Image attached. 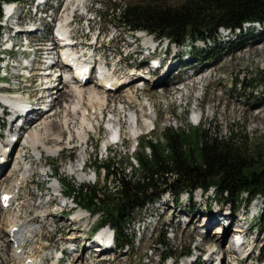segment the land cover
<instances>
[{
  "label": "trees",
  "instance_id": "obj_1",
  "mask_svg": "<svg viewBox=\"0 0 264 264\" xmlns=\"http://www.w3.org/2000/svg\"><path fill=\"white\" fill-rule=\"evenodd\" d=\"M121 14L131 28L145 29L180 41L184 36L204 37L218 26L235 27L246 20H264V0H132ZM176 1V5L168 4ZM198 142L193 146L184 132L166 129L161 145L148 142L150 157L136 154L141 178L128 179L124 170L106 167V182L110 176L113 188L121 189L117 198L105 196L102 202L114 204L113 226L121 232L122 222L137 206H142L151 189H207L214 186L218 192L236 197L241 190L249 194H264V154L258 147L249 149L235 139L209 138L207 132L196 129ZM188 145V149H186ZM191 145V146H190ZM164 147L169 154H163ZM194 148H197L195 155ZM92 188L91 195H95ZM87 204L91 196L85 194ZM121 235V234H120Z\"/></svg>",
  "mask_w": 264,
  "mask_h": 264
},
{
  "label": "rangeland",
  "instance_id": "obj_2",
  "mask_svg": "<svg viewBox=\"0 0 264 264\" xmlns=\"http://www.w3.org/2000/svg\"><path fill=\"white\" fill-rule=\"evenodd\" d=\"M100 1H101L102 8H103L102 12L110 8V4L108 0H100ZM169 3H171L170 5H176V1H170L168 2V4ZM244 44L245 46L241 45L239 47H234V46L231 47L229 51H232L235 49L241 50V52L236 51L233 55L231 54L222 55L220 57V53L222 51H219V49H214L211 52V56H216L217 58L215 69L219 68V76H215V77L213 76L208 80L206 79L207 80L205 83L206 87H203V90H202V92L204 93L203 103H202L203 105L201 108H197L201 110L198 112L196 110L195 114L196 115L198 114L197 116L201 115L202 121L199 126V128L201 129L199 130L201 132H207L209 138H215V137L216 138H228L230 136L235 135L234 136L235 139L239 141L241 144L242 143L245 144L248 150L256 146L264 154V112H263L264 111V58L251 54L250 58L248 59L246 56L247 53L253 47L264 50V35L262 39H256V41H252L250 45H249V42H244ZM225 60H227L226 64L222 65V63H224ZM229 64L230 66H228ZM213 78L218 79V81L212 80ZM244 83L247 85V87L245 88L243 87ZM169 89L170 88L167 89V86H165L163 89H160L157 91L154 90V88H149L146 90V93L150 97L151 103L153 105V110L155 111L156 120H155V117L153 118V116L150 117L151 115L144 114L143 118L137 117L138 122L136 123V121H134L135 126L132 124L130 126L133 129L136 127L137 129L135 128V131L138 130V131L144 132L148 130L149 128L148 126L150 124L151 125L154 124V120H155V129L150 135L140 136L138 138V141L140 142V146L138 145L136 151L132 153V155H129V154L132 150L131 146H133L132 144H134V141L130 140L129 136H127L128 134H126L125 136H127L128 141H124L122 145L120 146H116V147L112 146L108 154L105 157L106 159L101 158V160H98V158L96 157L97 155L95 156L94 154H91V152L93 153L95 145L97 146V149H98L99 145H101L102 143V139L104 138V136L100 139L97 135H94L93 139L90 138L91 144L88 145L87 148L85 149L86 150L85 156H86L87 165L89 166V168L96 171V169H94L95 168L94 166L96 165L95 162H97L98 160V165H102V164H105V162H109V164L113 166L114 171L118 173H120V170L124 168V171L126 170L124 172L125 175H128L129 177H131L134 174V177H137V176L140 177L141 174H140V170L137 168L135 153L137 152L143 153V147L145 145L147 146L148 141H151L153 143L155 142L162 143V139H163L162 134H163L164 129H166L164 127H168V126L180 127V128L184 127L182 130H175L174 128L172 127L171 128L175 130L176 133L178 131L179 132L184 131V133L188 137L187 140L189 142H192L193 146H195L196 142H198V135L195 130L197 127L193 125L192 123H190L193 118V115H192L193 108L191 107L190 104L192 100L194 99V96H197L198 93L195 92V89L193 87H188L187 90L183 92L185 97H182L181 106H178L177 105V101L179 102V100L177 99L178 96L176 95L175 91L173 93L167 92L169 91ZM84 99L88 101V98L85 97L83 98V100ZM259 111L261 112V114L257 113ZM191 115L192 117L190 118ZM131 120L133 121V118ZM131 120L129 123L132 122ZM134 120H135V117H134ZM140 122H144L143 125L145 123L148 125L146 129H145V125L141 126ZM40 124H42V122ZM112 128L114 127L112 126ZM123 131L126 132L127 129L125 130L123 129ZM118 137L121 138V136H118ZM69 139H70V136L67 138L66 142L69 141ZM53 143L54 142H51L50 144H53ZM57 147L60 148L59 145H57ZM186 149H188V145ZM196 149L197 148H194L195 151ZM160 150L162 151L164 155L166 153L169 154L168 151L164 149V147L163 148L160 147ZM81 152L82 150L79 151V149H75L72 153H67L63 151L60 154V156L53 158V159H47V163H50L54 176L61 178V181L63 182V183L61 182L62 189H64V183H67V182L76 187L79 185L78 181L80 180L77 178V176L75 174L68 173L69 172L68 169L70 166L67 167L68 165L67 156L72 154L76 160L78 157H81ZM47 156H52V155L50 154ZM129 157L132 159L133 168H130L128 164L125 166L127 158ZM23 162L20 163L19 166H22ZM78 162H79V159H78ZM23 167H25V163ZM66 172L68 175H71L73 177L70 178L68 175H66ZM15 175L18 176L17 174ZM32 176H33V173H31L27 181ZM74 176L78 179V181L74 178ZM33 179L36 180L35 177ZM38 179L41 181V178L39 176H38ZM81 182H84V181H81ZM103 182L104 181H103L102 170H100L99 173H97V182L94 185H92V183L90 184L84 183L83 185L81 184V186L88 187V188H83V189H90V191L88 192L90 193L92 188H96V189L100 188L103 185ZM33 187H30V189H33ZM114 190L115 189H111V192H113ZM196 201L197 200L195 199V202ZM220 201L222 202V200ZM231 202H232V205H234L233 201H230L229 203ZM206 203L208 204V202L203 203L201 201L198 208L203 209ZM222 203H223L222 206L225 209L227 205H225L224 202ZM18 205L20 207L27 206L25 201H23L21 205L20 203H18ZM153 211H154L153 206L151 204H148L141 211L140 214H136L135 218L129 222V229L132 230V224H135L136 221L140 222L141 219L144 218L146 214L153 212ZM236 213H241V212L236 211ZM202 216L203 215L201 214L200 219H199L200 223L204 221ZM258 224L261 226V223H258ZM206 229H208V227H206ZM71 230L72 228H70L69 231ZM157 230L158 231L156 233H151L147 230L143 236V240L141 242L140 247H138L137 243L135 242L134 247L132 248L128 257L126 258L127 264H131L132 262H135L138 264V257L142 255L144 252H148L147 247L150 246L152 242H154L153 240L156 237L161 235L162 232L159 230V226ZM196 232L198 231L192 232L189 229H186V231L179 233L177 237L175 238V240H169L168 245L171 248V252L176 255H179L182 252L185 253L189 250H192L193 253H195L196 251L193 249V246L188 245V242L192 240V238H194V235L196 234ZM212 235L213 234L211 232L209 234V236L211 237L208 236L206 238V243L211 244L209 250L213 246L216 249H219V244L214 243L216 239L212 238ZM137 241H141V237ZM195 241L198 243V239H195ZM208 247L209 246H204V245L201 246L203 250H207ZM140 248H141V253L139 254ZM164 250L165 249L163 248H159L157 250V254L153 258V261H156L158 259V255L161 254ZM146 260H147L146 258H143V262H145ZM253 261H256V260L253 259Z\"/></svg>",
  "mask_w": 264,
  "mask_h": 264
},
{
  "label": "bare ground",
  "instance_id": "obj_3",
  "mask_svg": "<svg viewBox=\"0 0 264 264\" xmlns=\"http://www.w3.org/2000/svg\"><path fill=\"white\" fill-rule=\"evenodd\" d=\"M9 9H6V13H8ZM247 52V51H246ZM252 55H256L258 57H261V58H264V50L262 49H259V48H252L248 53H247V58L249 59L250 56ZM241 57V56H239ZM253 57V56H252ZM239 59V58H238ZM260 59V58H259ZM230 66V64L228 65ZM232 66V65H231ZM87 82V84H85L84 86L82 87H77V86H72L69 90H68V95L72 98V107H71V110L72 111H75L78 106L80 105V102L83 100V98H88V101L89 102H97L98 99L100 97L97 96L96 94V91L95 89H97L96 85H92V87L90 88L89 85H91L92 83H89ZM2 99L4 100V102L14 106V110L15 112H17V110H19V108H21L20 106L18 105H15L12 101H15L13 99H11L12 101L8 100L6 97H2ZM198 112V111H197ZM196 113V110H194V114ZM260 113V111L258 112ZM145 115H148V114H145ZM198 115V114H197ZM197 115H193V118H192V122L195 121V119L198 117ZM255 117V116H254ZM133 118V121L130 123L132 125H134V121H136V123L138 122L137 121V117H135V120H134V116L132 117ZM141 118V117H140ZM143 118V117H142ZM66 121V120H64ZM146 122V121H145ZM263 122V121H262ZM42 127L40 128V131L41 133L38 134L37 130H29L26 135L23 137V144H22V147L19 149V151L16 153L14 159H13V162H12V168L10 169V173H9V176H8V179L4 180L5 183H1L0 184V188L2 186H6L8 184H10L12 182V185L10 187V189H14V185L17 183L18 181V178L16 179V175H19L21 176V181H22V185L20 186L19 189H22V186H23V182H27V179L30 177L31 173H33L32 169H33V163H31L30 165H28V163L23 160L22 161V156H24V151L23 149H25L26 147L28 148V151L29 152H32V154L34 156H37L38 153H45L47 155H54L55 153L59 152L60 151V148L57 147V144L61 143L62 140L60 142H57L58 140V136H55V137H51V135L49 134V128H48V123L46 122H42ZM141 123V126H144L145 125V129L146 127L148 126L146 123L143 125L144 122H140ZM85 127L82 128V130L80 131L81 132V137H80V140L79 142L82 141L84 135L89 132L91 129V127L89 125H86L84 124ZM64 126L66 127V124L64 123ZM135 126V125H134ZM149 127V126H148ZM136 128V127H135ZM134 128V129H135ZM137 129V128H136ZM149 129V128H148ZM138 131V130H136ZM113 137H117V135L114 133L113 134ZM112 137V138H113ZM51 142H54L53 144L51 145H47V143H51ZM57 142V144H55ZM23 162V165L25 163V167L22 166H19L20 163ZM78 163H74L72 165H70L69 169H68V173H71V174H75L77 176V178L80 180V181H85L88 179V177L86 176V174H84L82 171H80L79 169V165H77ZM17 169H19L17 171ZM44 172L45 170H41L39 172V177L41 178V181L44 180ZM15 175V177H14ZM13 180V181H11ZM50 187H53V189H56L55 187V184L51 183L50 184ZM33 189H38L36 186L33 187ZM28 206V205H27ZM17 207H20L17 203ZM84 214V212L82 213ZM201 215V214H200ZM199 219L200 217L197 219V223L198 225H201V223L203 224H206V222L209 220H206L205 218L204 221H202L201 223L199 222ZM194 219H192L193 221ZM197 225V227H199ZM196 227V228H197ZM194 228V229H196ZM212 242V241H211ZM215 244H219V242L217 240L214 241ZM218 247V246H217ZM215 247L213 246L209 252L211 253V255H217L218 253H216L217 250L214 249ZM98 249H95L94 251H97ZM232 261V259H231ZM234 264V262L232 263Z\"/></svg>",
  "mask_w": 264,
  "mask_h": 264
}]
</instances>
